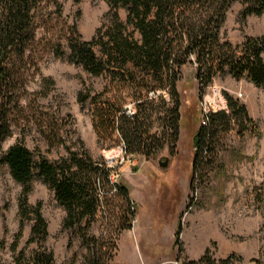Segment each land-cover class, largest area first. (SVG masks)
<instances>
[{
    "label": "rangeland",
    "instance_id": "1",
    "mask_svg": "<svg viewBox=\"0 0 264 264\" xmlns=\"http://www.w3.org/2000/svg\"><path fill=\"white\" fill-rule=\"evenodd\" d=\"M56 1L58 5L49 1L37 11L38 27L28 52L30 71L21 107L12 115L11 135L0 143V157L8 146L23 141L30 149L38 147L50 160L57 159L65 150L56 141L50 145L46 137L58 129L66 144L79 138L93 159L107 163L112 180L124 185L130 198L127 203L122 195L106 192L92 221L90 233L103 239V250L116 238L109 264H189L206 248L216 259L236 253L248 262L264 252V88L245 77L217 75L199 96L195 65L187 62L179 68L176 82L181 101L177 137L170 115L162 112L171 105L169 93L161 90L166 104L158 100L161 113L153 116L150 131L155 135L152 145L157 147L149 156L126 153L118 133L114 132L112 140L98 138L87 102L77 100L80 90L92 94L103 90L105 79L91 76L66 58V37L71 35L72 24L76 23L82 39H91L106 20L109 5L105 0ZM243 8V2L237 0L228 9L221 30L223 40L239 44L245 36L264 37V13L244 15ZM118 14L125 19V8L118 9ZM57 41L66 52L62 57L54 53ZM50 77L54 83L46 89L42 79ZM225 94L246 104L255 127L242 135L237 126L221 133L213 156L204 159L191 183L193 135L205 122L206 113L227 108ZM164 160L169 161L166 167L159 162ZM21 193L22 186L0 162L1 263L13 264L10 246L20 230L18 249L30 252L42 244L58 264H84L86 249L80 230L63 228L66 211L41 180L33 182L27 196L29 204L41 203L48 235L40 244L27 242L33 221L24 219L20 226ZM128 208L134 210L131 225L121 229ZM178 224L181 231L176 237Z\"/></svg>",
    "mask_w": 264,
    "mask_h": 264
},
{
    "label": "trees",
    "instance_id": "2",
    "mask_svg": "<svg viewBox=\"0 0 264 264\" xmlns=\"http://www.w3.org/2000/svg\"><path fill=\"white\" fill-rule=\"evenodd\" d=\"M49 1L58 5L56 0H0V143L11 135L12 115L21 107L30 71L28 52L37 33V11ZM105 1L109 5L106 20L91 39L81 38L75 22L70 27L71 35L66 37L67 60L81 65L91 76L105 79L103 90L93 94L90 90H80L77 95L78 102H87L92 127L99 139L112 140L116 132L126 153L153 154L157 147L152 145L155 135L150 134L153 116L161 113L160 101L166 104L161 90L170 96L171 105L162 112L170 115L176 138L181 119L176 82L179 68L187 62L195 65L199 96L217 75L245 77L264 88V37L245 36L239 44L221 37L228 9L237 0ZM239 1L244 4V15L264 13V0ZM120 8H125L127 13L123 20L118 14ZM54 46L55 55L64 56L61 43L57 41ZM42 82L49 89L54 80L43 78ZM225 98L227 108L206 113L205 122L193 135L191 183L204 159L213 156L221 133L237 126L242 135L255 127L246 104L232 95L225 94ZM53 132L46 137L48 143L52 145L56 141L65 150L57 159L50 160L38 147L30 149L23 141L8 146L0 157L13 180L22 186L18 206L20 226L25 220L33 221L28 243L40 244L48 235L41 203L29 204L27 196L33 182L41 180L66 211L63 228L80 230L86 249L84 264H109L115 254L116 238H111L108 249L103 250V239L90 233V229L106 192L120 194L129 203L126 187L112 180L107 163L93 159L83 140L77 138L66 144L58 129ZM131 209L125 211L126 224L121 229L130 227L134 215ZM180 231L178 224L176 237ZM20 235L19 230L10 246L13 264H58L42 244L30 252L18 249ZM189 264H264V252L245 262L236 253L216 259L206 248L201 257L190 260Z\"/></svg>",
    "mask_w": 264,
    "mask_h": 264
},
{
    "label": "water",
    "instance_id": "3",
    "mask_svg": "<svg viewBox=\"0 0 264 264\" xmlns=\"http://www.w3.org/2000/svg\"><path fill=\"white\" fill-rule=\"evenodd\" d=\"M159 162H160V165L164 166V167H166L168 165V163H169V161H167V160L159 161Z\"/></svg>",
    "mask_w": 264,
    "mask_h": 264
},
{
    "label": "built area",
    "instance_id": "4",
    "mask_svg": "<svg viewBox=\"0 0 264 264\" xmlns=\"http://www.w3.org/2000/svg\"><path fill=\"white\" fill-rule=\"evenodd\" d=\"M128 111L130 112V106H129V109H128Z\"/></svg>",
    "mask_w": 264,
    "mask_h": 264
}]
</instances>
